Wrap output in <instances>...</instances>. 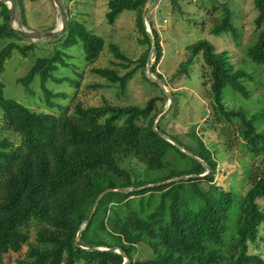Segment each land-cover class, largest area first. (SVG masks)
Listing matches in <instances>:
<instances>
[{"label":"trees","instance_id":"16d2710c","mask_svg":"<svg viewBox=\"0 0 264 264\" xmlns=\"http://www.w3.org/2000/svg\"><path fill=\"white\" fill-rule=\"evenodd\" d=\"M15 1L23 25V4L21 0ZM146 1L108 0L106 4L105 22L110 27L123 12L135 13L138 43L146 46L136 65L123 75L113 68L89 70L122 94L137 71L142 74L145 71L152 47L150 35L155 41V62L150 72L155 73L162 57L152 22H149L150 35L142 23ZM215 4L221 7L222 16L210 34H228L237 41L231 12L225 4ZM253 4L257 12L253 21L256 36L245 57L264 66V0H253ZM0 5L3 8L0 40H11L0 50L1 73L13 51L27 56L34 51L35 44L20 45L13 41L22 38L9 30V9ZM66 13L67 28L54 38L57 47L62 51L78 46L85 63H95L104 49V39L92 34L77 15ZM188 50L186 65L200 55L208 70L211 100L208 129L235 125L242 143L260 157L244 195L238 199L235 193L223 190L214 181L218 162L200 138L191 158L185 148L180 150L172 145L168 141L171 138L152 131L157 116L149 117L159 100L157 97L149 99L143 107L74 104L71 112L69 106L52 103V93L45 89L47 82L66 83L74 90L80 85L72 76H57L60 66L67 65L61 51H55L49 57L36 58L18 84L28 90L38 79L47 105L55 107L57 113L33 111L5 99L0 83V131L19 137L17 146L0 139V264H123L122 254L92 249H119L129 258V264H264V259L253 251L258 240L264 241L259 238L264 235V207L258 203L264 199V129L256 126L264 123V114L249 116L242 109H228L222 100L225 87L249 99L244 82L252 80V76L235 69L227 53H217L206 40L196 42ZM109 51L116 61L131 63L116 45L111 44ZM121 63L114 65L129 69ZM72 70L73 76L80 78L77 69ZM54 97L65 99L67 94ZM147 119V125L139 124ZM139 164L144 166L145 174L158 175L141 179L143 170ZM180 177L187 179L140 190ZM203 183L207 189L202 187ZM108 189L132 191L105 194L76 246L75 237L87 223L97 197ZM31 228L35 229L33 243L29 240ZM141 244L151 251L150 258L137 259ZM11 256L15 257L14 262Z\"/></svg>","mask_w":264,"mask_h":264},{"label":"rangeland","instance_id":"374dc122","mask_svg":"<svg viewBox=\"0 0 264 264\" xmlns=\"http://www.w3.org/2000/svg\"><path fill=\"white\" fill-rule=\"evenodd\" d=\"M64 8L73 15H77L91 31L92 34L104 39L105 45L99 58L93 64L84 61L83 51L78 46L62 50L55 39L33 42L22 39L13 40L20 45L35 44L34 51L22 56L13 51L6 60L3 71L0 73V83L3 85L5 99L14 100L29 109L37 112L57 113L55 107L49 108L46 96L36 79L27 89L18 80L30 69L36 58L49 57L55 51H61L62 59L67 66H60L58 77L72 76L79 80L78 89L74 90L66 83L55 84L49 81L45 89L52 93L50 101L54 104L69 106L72 111L74 104L82 107H100L104 104L113 106H139L143 107L149 99L159 98L154 105L149 118H159L157 126L159 132L169 137L170 143L182 147L194 158L196 140L200 138L207 149L215 156L218 167L214 181L223 188L236 194L239 199L248 189V181L254 167L260 164V157L249 151L242 143L236 132L235 125H217L208 129L207 119L211 115V100L208 93V70L203 66L201 56L198 55L193 62L186 65L190 57L188 47L198 41L206 40L211 43L216 52H226L235 69H242L252 76V80L244 84L250 92L249 99H243L231 88L225 87L222 91V100L228 109H242L249 116L264 114V66L256 65L245 57L247 47L256 36L254 19L257 12L253 0H151L145 14V29L150 34L149 22L156 30L161 46L162 57L156 65L155 73L150 72L155 58L152 54L148 70H138L129 82L126 91L122 94L115 87L94 75L91 68H113L119 75L132 69L146 46L138 43L140 39L135 28V13L123 12L110 27L105 22L108 0H62ZM25 20L22 27L30 32H50L60 28V19L51 0H21ZM215 2L225 4L232 14V21L237 28V41L228 34L215 36L210 30L222 16V9ZM66 6V7H65ZM3 8L0 5V24L3 22ZM18 10L16 11L17 23ZM53 29V30H54ZM59 40V39H57ZM11 40H0V50ZM116 45L120 52L131 62L116 61L109 51L110 45ZM154 53V52H153ZM128 65L129 69H122L114 64ZM72 68H76L80 78L73 76ZM160 76V78L158 77ZM149 79L150 83L146 80ZM154 83V84H152ZM163 87H161V86ZM67 94V98L54 97V95ZM2 113L0 111V118ZM154 121V122H155ZM140 122L141 125H147ZM210 123V122H209ZM261 125V126H260ZM260 130L264 123H257ZM1 128V127H0ZM167 137V138H168ZM0 139H7L14 145L19 144V137L9 131H0ZM174 155V153L170 154ZM142 168L141 179L147 180L156 177L158 173L145 174ZM148 186V185H147ZM202 187L207 189V184ZM264 207V199L258 202ZM35 229L31 228L30 242H34ZM264 240V235L259 236ZM253 247V251L264 259V241ZM26 248L23 249L24 254ZM252 251V252H253ZM151 257V251L144 244L138 246V260ZM14 262L15 257L11 256Z\"/></svg>","mask_w":264,"mask_h":264},{"label":"water","instance_id":"95a60500","mask_svg":"<svg viewBox=\"0 0 264 264\" xmlns=\"http://www.w3.org/2000/svg\"><path fill=\"white\" fill-rule=\"evenodd\" d=\"M51 1L53 2L54 7L56 8L57 13L59 15L60 28L54 29V30H52L50 32H30V31L25 30L20 23H17V18H16L17 7H16V1L15 0H0V4H5L8 7V9H9L8 22H7L9 30L12 33L16 34L17 36L21 37L22 39H27V40H31L33 42H37V41H41V40H47V39H53V38L59 37L60 35H62L65 32V30L67 28L68 17H67V13H66V10L64 8V5H63V1L62 0H51ZM150 2H151V0H147L145 2L143 10H142V14H141V19H142V23H143L144 27H145V14H146V10H147ZM150 40H151L152 47H151V50H150V52L148 54V57H147V64H146L145 70H148L151 56H152V54H153V52L155 50V41H154V39H153V37L151 35H150ZM158 121H159V118L153 123L152 131L157 133V134H159L160 136L166 138L165 136H163L157 130ZM168 141H170V140H168ZM186 154L191 157V155H189L187 152H186ZM204 167L206 168L205 165H204ZM208 173L209 172H207V173H205V174H203V175H201L199 177H204ZM185 179H187V177H180V178H177V179H174V180H170V181H167V182H164V183H161V184L148 185V186H145V187L141 188L140 190L150 189V188H154V187H157V186H161V185H165V184H169V183H172V182H177V181L185 180ZM131 191L132 190L108 189V190H105L104 192H102L97 197V199H96V201H95V203L93 205V208L91 210V214H90V217H89L87 223L84 225V227H82L78 231V233H77V235L75 237V245L78 246L77 242L79 240L80 234L86 228L87 224L89 223L90 219L92 218V216L94 214V211H95L99 201L101 200V198L105 194H108V193H123V194H127V193H129ZM91 251H99V252L114 251L116 253L122 254V256H123V264H129L130 263L129 258L124 253H122L119 249H110V250H107V249H92Z\"/></svg>","mask_w":264,"mask_h":264}]
</instances>
